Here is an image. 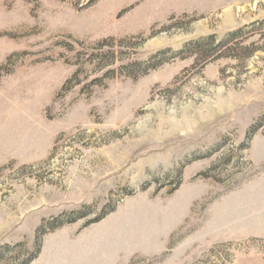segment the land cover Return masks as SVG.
<instances>
[{
    "label": "rangeland",
    "instance_id": "374dc122",
    "mask_svg": "<svg viewBox=\"0 0 264 264\" xmlns=\"http://www.w3.org/2000/svg\"><path fill=\"white\" fill-rule=\"evenodd\" d=\"M0 93V264H264V0H0Z\"/></svg>",
    "mask_w": 264,
    "mask_h": 264
},
{
    "label": "crops",
    "instance_id": "0c3cea01",
    "mask_svg": "<svg viewBox=\"0 0 264 264\" xmlns=\"http://www.w3.org/2000/svg\"><path fill=\"white\" fill-rule=\"evenodd\" d=\"M166 10L167 8L163 5L156 8L158 17L153 20L154 23L169 17L171 12L166 13ZM21 115V110L10 106L5 95L0 93V168L11 162L36 163L47 158L50 153L52 138L45 132L44 119L42 123L39 120L25 122ZM76 241L80 242V246L76 248L74 257L69 264H118L117 262H104L103 257L105 254H109L103 251L98 256L99 260H94V262L93 258L97 257L94 256L93 240L82 244L78 239ZM119 248L115 252L117 256L123 251ZM79 256H83L85 259H79Z\"/></svg>",
    "mask_w": 264,
    "mask_h": 264
},
{
    "label": "trees",
    "instance_id": "16d2710c",
    "mask_svg": "<svg viewBox=\"0 0 264 264\" xmlns=\"http://www.w3.org/2000/svg\"><path fill=\"white\" fill-rule=\"evenodd\" d=\"M38 253V252H37Z\"/></svg>",
    "mask_w": 264,
    "mask_h": 264
}]
</instances>
